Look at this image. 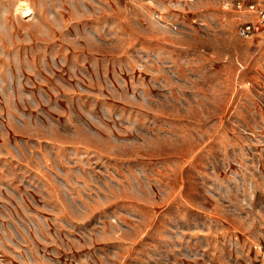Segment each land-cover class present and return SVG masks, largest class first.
Masks as SVG:
<instances>
[{"label":"rangeland","instance_id":"rangeland-1","mask_svg":"<svg viewBox=\"0 0 264 264\" xmlns=\"http://www.w3.org/2000/svg\"><path fill=\"white\" fill-rule=\"evenodd\" d=\"M236 1L0 0V264H264Z\"/></svg>","mask_w":264,"mask_h":264},{"label":"built area","instance_id":"built-area-1","mask_svg":"<svg viewBox=\"0 0 264 264\" xmlns=\"http://www.w3.org/2000/svg\"><path fill=\"white\" fill-rule=\"evenodd\" d=\"M233 6L237 11L244 10L255 15L254 21H246L238 26V34L241 37H248L254 31L264 35V0H246L244 4L237 0Z\"/></svg>","mask_w":264,"mask_h":264},{"label":"bare ground","instance_id":"bare-ground-1","mask_svg":"<svg viewBox=\"0 0 264 264\" xmlns=\"http://www.w3.org/2000/svg\"><path fill=\"white\" fill-rule=\"evenodd\" d=\"M22 10H28L29 11V8H26V7H21ZM23 12V11H22ZM26 12V11H25Z\"/></svg>","mask_w":264,"mask_h":264}]
</instances>
